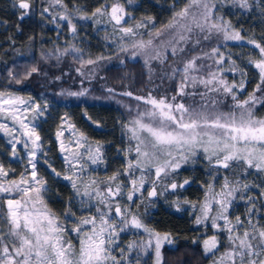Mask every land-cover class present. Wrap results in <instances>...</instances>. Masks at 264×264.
I'll use <instances>...</instances> for the list:
<instances>
[{
	"label": "snow or ice",
	"instance_id": "1",
	"mask_svg": "<svg viewBox=\"0 0 264 264\" xmlns=\"http://www.w3.org/2000/svg\"><path fill=\"white\" fill-rule=\"evenodd\" d=\"M132 2L126 0L128 4ZM230 2L242 10L251 11L256 7L264 13V7H261L264 0L259 4L256 0ZM35 4L36 0H13V7L20 11L21 20L35 11ZM51 6H58L63 11L52 15L50 7H42L39 15L43 18L48 14L51 17L49 22L56 23L57 27H61L58 22H65L73 36L77 35L74 20H93L99 25L102 22L100 17L107 16L113 33L118 34L121 41L131 43V50L121 44L120 51L132 57L143 56L145 65L150 61L163 64L169 51L173 57L179 56L185 51L184 47H178L181 42L192 40L195 47L201 40L208 41L213 34L224 42L245 39L231 21H226L223 16L213 18L219 11L216 0H186L183 7L174 11L163 29H156L152 17H147V22L130 25L129 20L135 18L119 0L102 4L91 13L79 6L70 8L65 0H51ZM73 12L78 15L74 16ZM149 24L152 25V31L147 33L149 39L137 40L136 37L142 35L139 30L147 29ZM166 33L170 38L160 39ZM247 43L254 46L258 56L253 58L249 54L247 57V64L256 70L258 77L251 93L245 92L246 69H228L239 71V83H228L214 71H209L207 77L197 75L206 67L210 68L197 64L202 56H193L184 61L182 67H172L170 73H165L169 78L180 74L176 95L157 98L151 93L147 96H134L131 91L122 93L142 101L147 107L143 111L138 110L136 117L126 126L129 139L135 144L126 151L121 150L126 157L125 162L107 179H93L88 173L86 164H105V157L103 146L87 144L86 137H83L85 143L76 141L78 148H84L83 152H69L64 157L69 166L68 174L58 172L45 160L52 175L68 181L72 189L61 213L50 207L46 197L52 189L48 180L37 171V151L42 145L32 121L44 116L47 105L41 107L18 96L3 98L0 93V113H7L6 119L19 124L20 135L27 137L23 141L24 147H28L29 141L32 145L28 160L30 169L25 170L27 175L21 173L18 179H9L8 170L0 164V194H4L0 198L3 205L0 211V264H132L129 257L135 249L145 255L148 249H153L155 264H163L161 249L165 242L173 243L171 234H161L149 228L140 214L134 211L139 208L136 201L148 199L150 203L154 202L152 198L163 194L157 191L158 187L173 192L183 189L191 181L185 179L178 184L175 174L184 165L200 162L209 169L211 179L203 186L204 196L200 202L185 200L184 203L199 213L194 219L196 225L216 229L217 234L203 241L205 254L210 259L216 257L213 264H264V223H261L264 220V182H247V178L254 174L264 177V115H258L256 111L257 106L264 107V44L255 39H248ZM220 46L205 54L210 58L217 57V65H223L225 60L220 54ZM72 51L82 50L73 48ZM67 52L66 49L62 55ZM100 59L104 57L82 60V66L96 64ZM231 63L235 65V61ZM37 71L32 68L26 77ZM217 71L222 73L224 69L218 68ZM16 82L21 83L20 80ZM198 86H203L205 91H196ZM189 88L192 91H186ZM221 89L233 101L228 111H222L219 107L221 101L210 96V93L221 94ZM241 93L245 94V99H239ZM83 94L69 93L73 96ZM177 96H199L201 100L186 105L183 100L178 101ZM3 105L9 107L4 108ZM29 112L34 115L29 123H25ZM0 130L15 140V129L0 124ZM62 135L63 132L58 131L57 139ZM16 143L21 141L16 140ZM60 150L68 151L63 142ZM133 153L132 158H127ZM13 155H16L15 145ZM168 180L172 182L164 183ZM146 183L149 190L144 188ZM121 201L127 203L122 207ZM241 201L246 205L243 218L230 214L235 204ZM77 203L79 216L73 211ZM176 206L179 211V203ZM130 229L143 230L148 239L142 243L130 241L121 246V234ZM219 234H224L227 241L222 252ZM136 264H139L138 256Z\"/></svg>",
	"mask_w": 264,
	"mask_h": 264
},
{
	"label": "trees",
	"instance_id": "2",
	"mask_svg": "<svg viewBox=\"0 0 264 264\" xmlns=\"http://www.w3.org/2000/svg\"><path fill=\"white\" fill-rule=\"evenodd\" d=\"M65 2L70 8L79 6L91 13L102 4L115 3L117 0H65ZM119 2L124 4L126 11L135 18L130 19L129 22L152 17L156 29H163V26L172 19L174 11L183 7L186 0H133L131 4L126 3V0H119ZM256 3L259 4L260 0H256ZM34 7L35 11L21 20L19 19L20 11L13 7V0H0V88L33 94L41 102L42 107L47 105L44 116L36 119L42 145L37 168L39 173L48 180L52 189L46 197L50 207L57 213H61L65 207L64 202L72 195V189L68 181L54 177L48 167V164H51L58 172L65 174V164L60 156L56 138L61 116L66 114L83 133L102 144L105 164L96 167L94 177L105 180L122 167L126 157L121 150L126 151L134 145V141L129 139L126 128L128 112L109 95L113 94L132 102L135 100L133 97L122 95V93L131 91L133 94L142 95L160 90L158 87L153 88L147 65L142 58L115 61L121 52L119 45L126 46L125 41H121L119 36L103 35L87 20H74V23H77V35L73 36L65 22H58L61 27H57L56 23L49 22L51 17L48 14L43 18L39 15L42 7H50L52 15L63 11L58 6L52 7L51 0H36ZM216 7L219 11L214 13L213 18L223 16L226 21H231L245 39L217 44L216 46L222 45L220 54L225 60L223 65L215 63L214 69L228 83H239L241 79L239 71H228L229 68L246 69L248 78L245 92L251 93L258 77L256 70L247 64V57L249 54H252L253 58L258 56L257 50L253 45L248 44L247 40L255 39L264 44V13L256 7L251 11L239 9L230 0H216ZM261 7H264V4H261ZM73 15L78 14L73 12ZM213 47H210V53ZM73 48L82 51L74 52ZM66 49L67 54L62 55ZM101 56L104 59L98 60L96 64L82 66V60H97ZM211 58L213 61L217 59V57ZM106 60L109 63L92 77H85L86 74L78 73L76 70V68L83 69L89 66L97 69V64ZM231 61H235V65ZM32 68L38 71L31 76L21 77L22 72H30ZM218 68H223L224 71L220 73L217 71ZM17 80L21 83H17ZM108 89L114 91H108ZM172 91L175 92L174 87ZM81 92L84 94L69 95V93ZM257 95L259 96L260 93ZM245 98V94L239 95V99ZM220 101L222 111H228L233 103L228 94L222 96ZM256 111L258 115H264V107L257 106ZM132 155L134 153L127 158H132ZM45 160L48 164L44 163ZM0 164H3L6 170L12 171L10 178L18 176L20 169L16 168V160L10 157V150L3 144L1 134ZM174 178L178 184L185 179L191 183L185 185L183 189L178 188L175 192L171 189L163 191L162 187H158L157 191L163 194L152 198L154 202L151 203L148 199L143 202L137 200L139 208L134 211L140 214L142 221L149 228L161 234H171L173 243L165 242L161 249L163 264H212L216 257L210 259L209 255L205 254L203 241L217 234L216 229L196 225L194 219L199 213L184 203L185 200L198 203L203 199V186L211 179L209 169L203 162L184 165ZM170 182L172 181H164V183ZM247 182L259 184L264 182V177L254 174L247 178ZM144 188L149 190V185L146 183ZM253 192L256 193V190ZM144 196H147V191L144 192ZM125 203L127 202L121 201V206L123 207ZM177 203H179V211ZM79 207L77 203L73 208L78 216L80 215L77 211ZM257 207L259 208V204ZM245 209L244 202H237L230 214L240 215L243 218ZM2 210L3 205L0 204V211ZM261 223H264V220ZM136 236L145 241L148 234L136 230ZM218 238L221 241L222 252L227 241L224 234H219ZM137 256L139 264H155L153 249H148L146 255L139 249L133 250L129 257L132 264H136Z\"/></svg>",
	"mask_w": 264,
	"mask_h": 264
},
{
	"label": "rangeland",
	"instance_id": "3",
	"mask_svg": "<svg viewBox=\"0 0 264 264\" xmlns=\"http://www.w3.org/2000/svg\"><path fill=\"white\" fill-rule=\"evenodd\" d=\"M100 19L102 22L99 25L95 24L93 20H87V21H90L95 26L96 30H98L99 33H102L103 35L104 34H112V36L113 35L119 36L118 34L113 33L111 24L107 23V20H108L107 16L100 17ZM142 21L147 22V19L142 20ZM138 22H140V21L129 22V24L134 25L135 23H138ZM139 31H140V33H142V35H138L136 37V39L137 40H139V39L147 40V39H149V36L147 35V33L149 31H152V25L149 24V27L147 29H140ZM203 35L204 34H201V36H203ZM169 38L170 37L166 33L165 36L161 37L160 39L167 40ZM221 42H224V41H221L218 37H216L215 34H213V36L208 41L201 40V43L199 45H196L195 47L193 46L194 41H192V40L188 41L187 43L181 42L178 45V47H184L185 51L183 53H181L179 56L173 57L171 55V52L169 51L167 54V59L164 61L163 64H161L159 61H150L149 62L150 67H149V65H147V70L149 73L150 80L152 81V84H153L152 86H153V88L158 87L160 90L158 92H150V93L157 98H159L161 96H169L170 97L172 95H176L177 94V86H178V83L180 82V74L178 73L175 78H169V77L165 76V73L166 72L170 73L172 67H182L183 62L186 61L187 59L193 57V56H202L203 57L202 60H197L198 65L204 64L206 66H210V68L206 67L201 73H198L197 75L207 77L209 71L216 72V69H214L215 61H213L212 58H210L209 56H205V54L210 53V47L211 46L212 47L216 46L217 44H220ZM125 43H126V47H128L131 50V43H129L127 40H125ZM157 43H158V41H157ZM137 57L142 58L144 61L143 56L138 55V56L132 57L130 54L121 51L117 55V57L115 58V61L118 62V61H123L126 58H137ZM106 61H101V64L100 63L97 64L98 65L97 69L94 66H89V67L83 68V69L76 68V70L78 73H81V74L84 73V75L86 74L85 77H92L93 74H97L99 69H101L103 66H105L109 63L108 60H106ZM150 68L152 69L151 71H150ZM78 69H79V71H78ZM217 75L219 76L218 73H217ZM23 76H26V72H22L21 77H23ZM173 87L175 89V92L172 91ZM186 91H192V89L189 88ZM196 91L203 92V91H205V89L203 88V86H198ZM125 92H127V91H125ZM0 93L3 94V98H8L9 96H12V97L18 96V97H22L26 101L31 100V101H34L35 103L41 105V102L33 94L22 93V92H18L15 90H10L8 88H0ZM147 95L148 94H142L140 96H147ZM224 95L225 94L223 93L222 89H221V94H219V95L217 93H210V96L217 99L218 101H220V99ZM134 96H136V94H134ZM109 97H111L113 100L118 102L128 112V124H127V126L129 125V122L134 117H136L138 110L143 111L147 107V105H144L142 101L134 100V101L130 102L129 100H126L125 98L116 97V95H113V94L109 95ZM177 100L178 101L183 100V102L187 105V104H194V103L200 102L201 98L199 96H196L195 98L188 97V96H185V97L177 96ZM220 105H222V104H219V107H220ZM3 107L8 108L9 106L3 105ZM41 107H42V105H41ZM6 115H7V113H0V124H6L8 126V128L15 129V133H14L15 140L13 139V136L8 135L3 130H0V134L3 137V144L6 145V147L10 150V157L15 159L17 162L16 168L20 169V172H19L18 176L16 177V179H18L21 173H24L25 175H27L25 170L30 169V165L28 164V160H29V152L32 148V145H31V142L29 141L28 147L27 148L24 147L23 141L27 140V137L20 135L21 130L19 128V124L14 123L11 119H6L5 118ZM33 115L34 114L31 112L26 113V116L28 118L25 119L24 122L29 123V121L31 120V117ZM32 123L35 125L36 131H37L36 120L32 121ZM58 131L63 132V135L59 139H57V142H58V148H59L60 156L63 159L64 164H65V174H68L69 166L65 163L64 157L66 155H68L69 152H75V151L83 152L84 151L83 147H81V148L77 147L76 141L79 140V141H81V143H85L83 137H86L87 138V144H90L93 146H95L97 143L101 144L100 142L93 140L92 138L87 136L85 133H83L66 114H63L60 118L59 126L57 128L56 133ZM37 133H38V131H37ZM56 138H57V136H56ZM16 140L21 141V143H16ZM61 142H63L64 147L66 149H68L67 152H61V150H60ZM39 143H40V141H39ZM134 144H135V141H134ZM13 145H15L16 155H13ZM39 152H40V150L37 151V160H39V156H38ZM85 160H86V157H85ZM96 167H98V165L86 164V168L88 170V173L91 175V178H93V179H95L94 176H95L96 169H97ZM93 169H95V171H93ZM37 171H38V168H37ZM8 172H9V176H10L12 171H8ZM38 174L40 176H42L39 173V171H38ZM138 175L139 174H137V176ZM9 176H8L9 179H13V178H10ZM145 185H144V187H145ZM3 195L4 194H0V198H3ZM141 231H143V230H141ZM147 239H148V237H146L144 240H147ZM130 241H136L137 243L143 242L141 237L136 236V230L135 229H130L128 232L121 234V246H126L127 243ZM154 263H155V259H154Z\"/></svg>",
	"mask_w": 264,
	"mask_h": 264
}]
</instances>
